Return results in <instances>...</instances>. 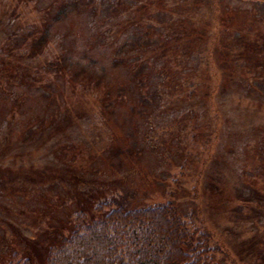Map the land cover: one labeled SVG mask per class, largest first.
I'll use <instances>...</instances> for the list:
<instances>
[{
  "label": "rangeland",
  "instance_id": "374dc122",
  "mask_svg": "<svg viewBox=\"0 0 264 264\" xmlns=\"http://www.w3.org/2000/svg\"><path fill=\"white\" fill-rule=\"evenodd\" d=\"M169 9L190 31L174 43ZM0 26L31 52L4 55L20 79L0 89V264H44L47 223L117 191L174 202L209 264H264V47L231 32L262 40L264 0H0Z\"/></svg>",
  "mask_w": 264,
  "mask_h": 264
},
{
  "label": "trees",
  "instance_id": "16d2710c",
  "mask_svg": "<svg viewBox=\"0 0 264 264\" xmlns=\"http://www.w3.org/2000/svg\"><path fill=\"white\" fill-rule=\"evenodd\" d=\"M168 14L175 18V22L164 25L172 32L174 43L180 37L179 31L190 32L185 27L187 21L181 18L182 16L187 18V16L186 14L173 15L170 9ZM177 25L182 26L181 30ZM18 30L20 31L15 27L0 26V62L4 63H0L1 90L4 89L3 82L10 78L11 74H14L15 80L20 79L17 70H11V66L5 64L10 63L4 61L5 54H12L19 66L29 68L26 66L29 64L26 60L30 59L31 52L25 62L21 61L20 41H16L20 37ZM219 31V35L214 33L203 42V45H208L210 49L213 46L215 52L217 50L220 52L217 58L212 59L218 68L223 67L226 62H231L226 56L232 52ZM231 32L234 33L232 43L236 47L239 45L242 49L247 47L253 50L264 47L263 37L260 41L257 38L258 41L248 40L243 37L247 32L239 31L236 27L232 28ZM4 35L11 40L6 41ZM37 37L39 36L35 38ZM140 37L143 36L138 35V39ZM144 40L146 41L142 49L150 45L148 36ZM35 46H37L35 39H32L31 42L22 45V48L33 51ZM184 46L188 48L189 43L185 42ZM205 51H208L207 47ZM234 53L237 57L241 55L239 50ZM22 56L25 57V55ZM209 61L210 59L207 60ZM11 111L13 114L10 117H14L15 111ZM6 116L8 119V115ZM7 123L12 124V120ZM122 196L121 192L117 191V196L111 194L108 197L103 196L101 200L95 199L88 202V210L80 207L73 209L68 212L67 220L56 229L51 228L47 223L45 231L48 235L45 238L47 246L44 264H209L210 258H207L204 240L208 234L201 230L197 231L193 218L186 213L182 214L174 202L165 199L129 205L121 199ZM15 258L10 259L7 264H35L26 255Z\"/></svg>",
  "mask_w": 264,
  "mask_h": 264
}]
</instances>
